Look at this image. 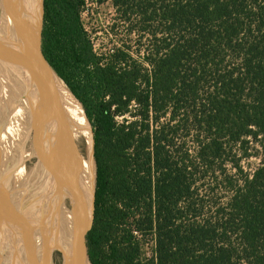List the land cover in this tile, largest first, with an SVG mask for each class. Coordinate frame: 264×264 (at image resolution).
<instances>
[{
    "label": "trees",
    "instance_id": "1",
    "mask_svg": "<svg viewBox=\"0 0 264 264\" xmlns=\"http://www.w3.org/2000/svg\"><path fill=\"white\" fill-rule=\"evenodd\" d=\"M111 1L157 22L145 61H102L85 0H44L43 54L93 126L92 264H264V160L243 165L264 154V0Z\"/></svg>",
    "mask_w": 264,
    "mask_h": 264
},
{
    "label": "rangeland",
    "instance_id": "2",
    "mask_svg": "<svg viewBox=\"0 0 264 264\" xmlns=\"http://www.w3.org/2000/svg\"><path fill=\"white\" fill-rule=\"evenodd\" d=\"M15 1L17 2L18 9L20 8L19 10L24 14V6L28 7V4L24 3L23 0ZM122 13L123 11L113 5L111 0L102 3L97 0H85L84 4L79 9L81 23L87 31L95 51L103 58L102 61H106V59L110 58L113 51L120 48L127 51L133 59L145 61L144 57L147 55L149 47L154 40L153 34L158 28L156 27L158 24L154 21L145 31L140 32L133 27L134 17L127 16L129 17L127 18L123 16ZM24 22L27 24V28L25 27L26 30L23 29V32L18 30L17 27H14V23H11L12 25L10 24L9 26L8 38L10 45L7 44L11 48V55L20 53L24 49L29 31V25L25 17ZM158 34L160 35V30ZM2 54L0 49V55ZM9 81L10 78H8L7 84ZM6 89L7 86L2 89L0 80V102H3ZM9 97L10 96L6 93V98ZM2 107L0 106V245L2 246H0V256L4 258L6 264H25L27 262L30 264H41L40 254L45 252V250L42 251V249L38 247L37 242L41 245V238L38 236L41 234V236L45 235L46 237L47 231H44V228L38 225L40 221L37 218L36 212L39 208L40 201L43 205L45 202L46 204L49 203L48 193L43 182L33 170L37 157L33 154H30L29 157L23 154L22 157L26 160V164L23 165V161H21V159L18 161V158L15 157V153L18 151L14 152L9 142L4 140L8 130L6 129L7 131L5 133L3 132L5 135L4 137L1 136L3 114L5 110L8 112L7 109L4 110ZM117 119L120 120L122 117H117ZM10 124L8 125L12 126L11 129L17 131V128ZM11 129H9V137L10 135L14 136V132H12L13 130ZM23 136V142L29 139L26 135L23 134ZM27 141L26 143H29ZM34 143L39 142H37V140L32 141V145L36 146ZM48 145L50 147L49 141ZM41 147H43L42 144ZM62 149L64 150V147ZM252 152L254 153L253 156L243 160V165L247 169L257 166L264 160V154L260 151H256L254 148ZM94 161L96 162L95 156ZM50 162L51 165L54 162L52 157ZM56 162L61 168L60 162H58L57 159ZM64 167V180L66 183L64 181L60 193L68 197L69 194L67 190L70 178L71 159L68 161V165L66 163ZM67 208H69L68 203ZM40 210L43 213V207L40 208ZM45 224L48 226L51 225L50 220ZM6 231L8 234V241L4 239ZM136 235L141 243V260L145 262L154 253V235L152 232Z\"/></svg>",
    "mask_w": 264,
    "mask_h": 264
},
{
    "label": "water",
    "instance_id": "3",
    "mask_svg": "<svg viewBox=\"0 0 264 264\" xmlns=\"http://www.w3.org/2000/svg\"><path fill=\"white\" fill-rule=\"evenodd\" d=\"M30 1L31 4L28 7L24 6V16L29 25L26 43L23 51L18 54L14 70L10 71V68L7 70L10 75L14 71L18 80L17 85L13 88L15 98L11 105L12 111L9 107L5 108L3 102H0V106H3L4 110L7 109L8 112L5 110V115L7 114L8 122L13 125H24L27 122L35 138L44 129L53 142L57 143L61 149L64 147L63 151L66 155L82 159L80 139L74 134L75 130L71 127L68 117L60 109V106L54 103L53 93L43 72L44 63H48L42 50L44 0ZM14 114L15 116H13ZM32 133H29L30 137ZM42 133L44 132L42 131ZM31 154L39 158L37 153L31 152ZM89 169L91 168L84 170V173L89 172L86 174L88 181L81 184L77 180L81 185L73 193V198L76 199L75 220L63 254L64 262L62 264H75L79 253L83 258V264H92L88 253L87 234L91 230L95 218L98 178L96 162L93 171Z\"/></svg>",
    "mask_w": 264,
    "mask_h": 264
},
{
    "label": "bare ground",
    "instance_id": "4",
    "mask_svg": "<svg viewBox=\"0 0 264 264\" xmlns=\"http://www.w3.org/2000/svg\"><path fill=\"white\" fill-rule=\"evenodd\" d=\"M23 1L24 3H27L28 5L31 4L30 0H23ZM16 3L17 2L15 0H0V14H1L0 17H3L1 26H2V29H4V35L0 34V49L3 53L2 55H0V80L2 83V89L7 86V89L4 93V98H3V103H4L3 105L5 107H11L13 100L15 98L14 96L15 90L13 88L17 85V82H18L17 78L14 75V71L11 75L7 73V70L9 68H10V71L14 70L13 68L16 62L18 61V54H19V53H14L11 55V48L8 46V44L10 45L9 38H8V35H9L8 32L10 29L9 26L11 23L12 24L14 23V27H17L18 30H21V32H23V29L26 30L27 28V24L24 22L25 16L24 14L21 13V10H19L20 8L18 9ZM17 49L19 50L18 47ZM43 70H44L43 72H44L46 82L53 93L54 103L60 106V109L68 117L71 123V127L75 130L74 134H76L79 137L80 145L82 147V159H79L80 157L79 158L70 157L71 169H70V178L68 181V190H67L69 194L68 197L61 196L59 184L56 181V179L60 180L61 182L65 181L64 180V171H65L64 166L66 165V163L68 165V161L70 160L69 157L63 151V149H61V147L58 146L57 143L53 142L50 136L47 135L46 131L43 129L44 133L41 132L39 134V137L41 138L40 140H43L42 142L43 147H39L41 143L37 141L39 142V143H36L37 149H35L33 152V153H37L39 155L38 157L40 158V160H38L34 164L33 170L36 172V174L39 176V178L43 182L45 189L47 190V193H48V201L51 205V208H49L50 209L49 218L51 217L50 223L59 233V228H58L59 225L61 223L66 222V229L64 225V229H65L64 232L67 235L66 239L69 240V237L73 229L72 228L73 222L75 220V211H74L75 209L74 208L76 207V199L73 198V195H74L73 193H75L78 190L77 189L78 186L88 181L86 174H89V172L87 171L86 173H84L85 168L86 169L91 168L92 171L94 169V164H95L94 157H93L94 155V133H93L91 122L89 121L87 115L85 114L83 106L81 105L80 101L75 97V95H73V93L71 92L70 88L66 85V83L59 77V75L55 72V70L48 63L46 62L44 63ZM8 78H10V81L7 84ZM6 93L10 96L9 98H6ZM10 109H11L10 111H12V108ZM13 116H15V114ZM8 124L10 123L8 122L7 114L5 115L4 113L3 114V125H1V136L4 137L5 135L3 134V132L5 133L8 130L6 137H4L5 138L4 140L5 141L7 140L9 142L11 147H13L14 152L18 151L15 153V157L18 158V161L19 159H21V161H23L24 163L23 165H25L26 160L23 159L22 155L23 154L27 155V152L24 151L25 145L27 144L26 141L28 140L27 142H30L29 139L32 140L35 136L30 137L29 135L26 134V137L28 138L30 137V138L26 139L25 142H23L24 136H23L22 126L24 125H20V124L13 125L11 123L10 125H13V127L17 128V131L16 130L14 131L13 129H11L12 126H9ZM25 125L27 126V131L30 133V128L27 122L25 123ZM9 129L13 130L12 132H14V136L10 135L9 137V134H10ZM19 130H21V133ZM42 137L45 139V141ZM46 141L50 142V147H48V151H50V155L54 159V162L52 163V165H51V162H49V166L51 168L49 167L48 169H45L44 168L45 165L41 163V160L44 158L45 152H46V149L44 150ZM56 159L58 160V162H60L61 168L58 166ZM49 171L50 173H48ZM75 180L76 181L78 180L81 184L78 181L76 182ZM74 183H76L77 185L75 186ZM67 203L69 206L70 213L72 211L70 221H69V216H67L68 215L67 214ZM57 235L59 236V234ZM4 239L5 241H8L7 231H6V236ZM66 247H67V243L62 242L61 247L59 249H62L63 251L66 249ZM0 264H6V262L4 261V258H2L1 256H0ZM75 264H83V258L80 253L77 256Z\"/></svg>",
    "mask_w": 264,
    "mask_h": 264
},
{
    "label": "flooded vegetation",
    "instance_id": "5",
    "mask_svg": "<svg viewBox=\"0 0 264 264\" xmlns=\"http://www.w3.org/2000/svg\"><path fill=\"white\" fill-rule=\"evenodd\" d=\"M0 16H1V14H0ZM2 18L3 17H0V34L4 35V29H2V26H1ZM30 133H32L31 128H30ZM31 136L34 137L33 133H32ZM35 139L42 144L43 140H40L41 138L39 136L36 135V138L34 137L32 139V141H35ZM29 141L30 142L25 145V150H24V151L27 152L26 156H28V157L31 154V152L33 153L34 150L37 149V146L32 145V141L31 140H29ZM34 144H36V143H34ZM39 147H41V145ZM45 147H44V150L46 149V152H45L44 158L41 160V163L43 165H45V167H44L45 169H48L50 167L49 166V162L51 160L50 151H48V147H49L48 141H46ZM38 160H40V158H37L36 162ZM48 173H50V171ZM51 175H52V173H51ZM57 182L59 184V189L61 191L64 182H61L60 180H57ZM61 196H64V194L61 193ZM42 207H43V210H44L43 213L40 210V208H42ZM49 208H51L50 203L46 204V202H45L44 205H43V203L40 201L39 208H38V210L36 212L37 218L40 221V224H38V225L43 227L44 231L45 230L47 231V236L46 237H45V235L41 236V234L38 236L39 238H41L40 239L41 245L39 244V242H37V245H38L39 248L42 249V251L45 250V252L40 254L41 264H62L64 262L62 254H64L63 251H65V250L62 251V249H59V248L61 247L62 242L63 243H68V239H66L67 235L64 232L65 229H66V222L60 224L62 227L59 225V227H58L59 228V233L53 227V225H49V226L46 225L45 223H47L50 220V218H51V217L49 218V212H50ZM67 214H68L67 216H69V221H70V217L72 215V211L70 213L69 208H67ZM64 225H65V229H64ZM57 234H59V236ZM61 236H63V237H61ZM54 252H55V255H54ZM25 264H30V263L27 262Z\"/></svg>",
    "mask_w": 264,
    "mask_h": 264
}]
</instances>
